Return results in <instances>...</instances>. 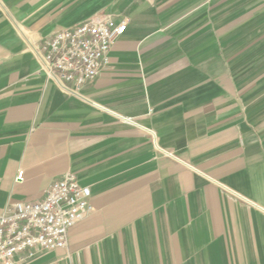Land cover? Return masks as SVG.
I'll list each match as a JSON object with an SVG mask.
<instances>
[{
	"label": "crops",
	"instance_id": "1",
	"mask_svg": "<svg viewBox=\"0 0 264 264\" xmlns=\"http://www.w3.org/2000/svg\"><path fill=\"white\" fill-rule=\"evenodd\" d=\"M107 18L69 94L40 46ZM67 173L94 212L22 264H264V0H0V216Z\"/></svg>",
	"mask_w": 264,
	"mask_h": 264
},
{
	"label": "built area",
	"instance_id": "2",
	"mask_svg": "<svg viewBox=\"0 0 264 264\" xmlns=\"http://www.w3.org/2000/svg\"><path fill=\"white\" fill-rule=\"evenodd\" d=\"M127 26L125 18H107L55 32L40 46L42 70L69 94H79L110 64L111 49ZM91 197V189L67 173L42 201L8 206L0 216V264H22L40 252L66 249L71 229L94 212Z\"/></svg>",
	"mask_w": 264,
	"mask_h": 264
}]
</instances>
